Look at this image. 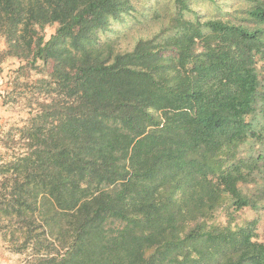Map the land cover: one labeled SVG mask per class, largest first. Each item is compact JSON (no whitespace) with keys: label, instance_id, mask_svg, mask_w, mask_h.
I'll list each match as a JSON object with an SVG mask.
<instances>
[{"label":"trees","instance_id":"1","mask_svg":"<svg viewBox=\"0 0 264 264\" xmlns=\"http://www.w3.org/2000/svg\"><path fill=\"white\" fill-rule=\"evenodd\" d=\"M174 2L129 46L132 0H0L4 103L28 109L0 129V236L23 264H264V0Z\"/></svg>","mask_w":264,"mask_h":264},{"label":"rangeland","instance_id":"2","mask_svg":"<svg viewBox=\"0 0 264 264\" xmlns=\"http://www.w3.org/2000/svg\"><path fill=\"white\" fill-rule=\"evenodd\" d=\"M135 6L133 13L127 17L124 22H114L113 28L120 33L122 45L132 46L141 36H151L160 30L163 23L177 12L174 0H132ZM204 14H210L212 9L209 5L210 0H192ZM46 38L54 31V27L46 28ZM115 32H108L102 35V41L113 37ZM4 38L0 37V54L4 50ZM20 61L15 57H3L0 63V129L7 130L13 124H23L28 117V109L18 105L17 102L4 103L6 91H11L15 86L12 85L10 78L12 72L19 66ZM49 69V68H48ZM35 72L31 73L30 79H35ZM31 83V82H30ZM29 92V90H27ZM6 147L0 141V153L5 151ZM238 221H249L257 218V213L251 209H245L237 215ZM224 220V216L221 217ZM264 222L259 224L263 228ZM264 238V236H263ZM24 256L14 253L7 248L0 236V264H23Z\"/></svg>","mask_w":264,"mask_h":264}]
</instances>
